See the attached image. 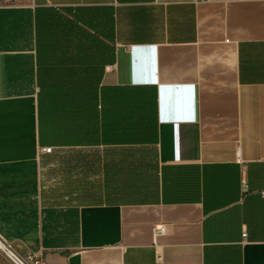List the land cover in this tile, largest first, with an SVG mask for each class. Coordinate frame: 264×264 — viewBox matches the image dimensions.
<instances>
[{
    "label": "crops",
    "instance_id": "crops-1",
    "mask_svg": "<svg viewBox=\"0 0 264 264\" xmlns=\"http://www.w3.org/2000/svg\"><path fill=\"white\" fill-rule=\"evenodd\" d=\"M263 192L264 0H0L14 254L264 264Z\"/></svg>",
    "mask_w": 264,
    "mask_h": 264
},
{
    "label": "built area",
    "instance_id": "built-area-1",
    "mask_svg": "<svg viewBox=\"0 0 264 264\" xmlns=\"http://www.w3.org/2000/svg\"><path fill=\"white\" fill-rule=\"evenodd\" d=\"M196 1H204V0H196ZM52 150V146L50 147H44L42 148V151L43 152H46V153H49L50 151ZM263 195H264V192H263ZM166 230V227L165 225L163 226H160L159 228H157V233H163L165 232ZM244 236H247V233L244 232ZM8 244V247L12 248V245L10 243H7ZM27 263L29 264H33V261H34V257L33 256H29V257H22Z\"/></svg>",
    "mask_w": 264,
    "mask_h": 264
},
{
    "label": "bare ground",
    "instance_id": "bare-ground-1",
    "mask_svg": "<svg viewBox=\"0 0 264 264\" xmlns=\"http://www.w3.org/2000/svg\"><path fill=\"white\" fill-rule=\"evenodd\" d=\"M1 242V241H0ZM6 244V243H5ZM3 248L2 251L7 252L8 255L17 263V264H29L27 263L22 257H19L18 255L14 254L12 249L8 247V244L4 246V244L0 243V249Z\"/></svg>",
    "mask_w": 264,
    "mask_h": 264
},
{
    "label": "rangeland",
    "instance_id": "rangeland-1",
    "mask_svg": "<svg viewBox=\"0 0 264 264\" xmlns=\"http://www.w3.org/2000/svg\"><path fill=\"white\" fill-rule=\"evenodd\" d=\"M0 252L4 254L6 257H8L11 264H17L6 252L2 251V249H0Z\"/></svg>",
    "mask_w": 264,
    "mask_h": 264
}]
</instances>
